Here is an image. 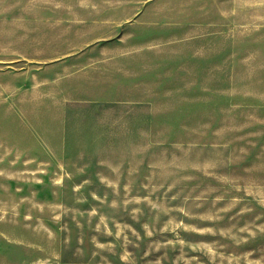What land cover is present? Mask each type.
I'll return each mask as SVG.
<instances>
[{"label": "rangeland", "instance_id": "1", "mask_svg": "<svg viewBox=\"0 0 264 264\" xmlns=\"http://www.w3.org/2000/svg\"><path fill=\"white\" fill-rule=\"evenodd\" d=\"M0 264H264V0H0Z\"/></svg>", "mask_w": 264, "mask_h": 264}]
</instances>
